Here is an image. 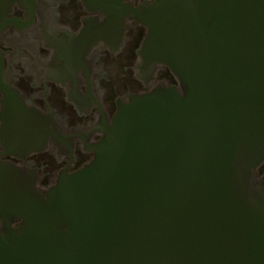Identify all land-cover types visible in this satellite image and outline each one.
<instances>
[{
    "label": "water",
    "instance_id": "1",
    "mask_svg": "<svg viewBox=\"0 0 264 264\" xmlns=\"http://www.w3.org/2000/svg\"><path fill=\"white\" fill-rule=\"evenodd\" d=\"M132 12L138 78L168 68L178 87L120 105L94 160L49 190L0 154V264H264V0Z\"/></svg>",
    "mask_w": 264,
    "mask_h": 264
},
{
    "label": "flooded vegetation",
    "instance_id": "2",
    "mask_svg": "<svg viewBox=\"0 0 264 264\" xmlns=\"http://www.w3.org/2000/svg\"><path fill=\"white\" fill-rule=\"evenodd\" d=\"M122 0L116 16L99 0H0V154L49 190L90 164L122 104L159 83L138 78L148 29ZM264 175V165L259 169Z\"/></svg>",
    "mask_w": 264,
    "mask_h": 264
}]
</instances>
